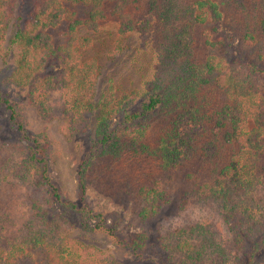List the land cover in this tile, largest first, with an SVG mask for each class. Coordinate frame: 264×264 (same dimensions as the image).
Returning a JSON list of instances; mask_svg holds the SVG:
<instances>
[{
    "label": "trees",
    "instance_id": "16d2710c",
    "mask_svg": "<svg viewBox=\"0 0 264 264\" xmlns=\"http://www.w3.org/2000/svg\"><path fill=\"white\" fill-rule=\"evenodd\" d=\"M133 1L33 0L25 15L24 0H0V54L8 46L13 61L8 79L25 88L43 116L51 113L53 92L60 91V108L71 131L90 130L89 150L78 171L81 199L92 173H112L125 191L133 190L144 202L139 216L146 220L169 202L161 177L178 171L200 181L193 196L216 202L230 236L227 242L210 220L186 222L159 233L157 244L146 232L131 235L124 245L138 258L156 248L161 264H258L255 256L264 248V67L245 57L208 55L188 61L173 79L151 90L119 92L110 81L95 99L100 70L95 60L83 59L91 39L81 30L97 31L114 15L120 33L128 32ZM191 13L196 23L222 19L214 0H196ZM62 19L67 38L54 45L47 29ZM255 23L264 32V10ZM54 62L61 65L56 79L48 69ZM0 104L17 131L32 141L26 152L15 148L18 160L2 152L0 141V197L13 177L28 180L34 218L26 234L7 242V249L0 235V264L25 260L31 255L25 248L29 245L44 247L51 264H124L88 251L66 234L71 214L90 212L62 198L50 175L46 146L39 135L26 136L21 107L1 91ZM115 167L124 172L116 174ZM2 221L0 214V229ZM99 225L116 237L117 226Z\"/></svg>",
    "mask_w": 264,
    "mask_h": 264
},
{
    "label": "rangeland",
    "instance_id": "374dc122",
    "mask_svg": "<svg viewBox=\"0 0 264 264\" xmlns=\"http://www.w3.org/2000/svg\"><path fill=\"white\" fill-rule=\"evenodd\" d=\"M196 0H134L128 6L133 19V28L121 34L119 19L110 15L97 31L81 30L91 42L82 50L84 60H95L99 66L96 84L97 99L112 81L118 91L134 88L151 90L155 84L173 79L188 61L198 62L208 55L245 57L264 67V32L255 23L264 10V0H214L219 4L222 19L218 22L193 21L191 7ZM33 0H24V14L32 10ZM82 12V8H78ZM54 45L65 43L66 22L62 19L47 29ZM10 34V33H9ZM174 50V51H173ZM12 52L7 46L0 54V91L2 96L21 107L25 118L26 136L39 135V140L48 150L50 175L57 183L61 196L77 204L83 212L71 214L64 225L71 238L86 244L88 251L103 252L124 264H161V253L148 249L141 257L124 245L134 234L146 232L151 241L159 233L183 223L211 221L220 227L222 242L230 238L226 224L219 216L215 201H201L192 195L199 180L187 179L182 172H170L161 177V187L169 202L162 204L151 218L143 220L139 211L144 202L133 190L125 191L115 174L92 173L86 193L81 199L78 189V171L89 150L90 130L73 133L66 116L62 113L60 91L51 97V113L43 116L29 101L25 88L12 84L8 75L12 69ZM49 71L58 77L61 65L54 62ZM142 101V98L138 102ZM9 112L0 104V141L3 149L18 160L15 148L25 152L32 141H27L17 131V124L9 120ZM92 124V122H91ZM90 125V123H89ZM227 151H225L226 154ZM113 172H124L115 167ZM11 180V181H10ZM0 197V214L3 227L0 229L4 248L18 240L28 231L33 222V210L29 195L33 190L28 180L19 177L10 179ZM105 224L116 227V237L98 228ZM64 232V233H65ZM157 244V241L154 242ZM30 256L17 264H51L44 247L26 246ZM163 256L165 257L164 253ZM258 264H264V248L255 256Z\"/></svg>",
    "mask_w": 264,
    "mask_h": 264
}]
</instances>
